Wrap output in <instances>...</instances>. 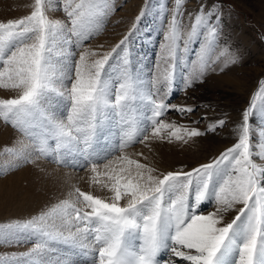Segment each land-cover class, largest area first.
I'll return each instance as SVG.
<instances>
[{
  "label": "snow or ice",
  "instance_id": "obj_1",
  "mask_svg": "<svg viewBox=\"0 0 264 264\" xmlns=\"http://www.w3.org/2000/svg\"><path fill=\"white\" fill-rule=\"evenodd\" d=\"M64 3L70 28L59 20L49 19L45 0H35L30 15L0 22V88L17 90L14 98L0 99V118L25 135H34L38 139L37 150L42 155L61 150L82 154L87 163L80 167H90L95 183H100L97 177L104 175L107 179L101 186L113 195L102 199L76 188L73 199L61 200L31 220L0 225V243L6 245L18 244L21 233L38 237V242L27 252L3 254L0 264L4 261L20 264L22 260L34 264L40 253L48 249L50 241L71 248H90L96 253L92 264H218V255L222 252L230 264H258V257L264 255V168L253 160L251 120L257 114L264 119V107L257 109L256 96L253 95L241 110L239 121L233 122L234 131L229 135L236 136L235 142L210 162L191 170L181 168L158 173L156 168L124 154L131 144H144L150 138H167L171 142L173 137L183 140L182 132L191 138L228 127L227 113L210 124L207 132L165 122L161 117L169 109L182 115L195 111L192 106L167 104L164 97L168 93L158 99L147 97L152 104L149 125L146 129L134 126L124 131L114 149V153L120 155L101 156L92 148L97 129L109 118L107 110H114L120 122L127 123L125 108L129 101L137 99L135 82L127 70L116 87L114 101L109 99L112 85L103 76L113 53L126 45L131 32L99 58H94L97 53L88 48L80 51L76 60L72 59L75 53L69 52L67 60L71 71L62 70L57 76L52 58L57 38L65 30L72 34L65 40L66 44L74 43L72 36L78 40L87 38L93 18L107 8L99 0H64ZM181 3L182 0H175L176 7L164 33L165 43L161 45V58L165 63L171 60L163 74L169 90L174 82L181 39L178 20ZM215 11L214 6L205 14L201 6L184 41L186 53L198 28L206 27L205 42L197 53L200 70L194 72L191 79H185V88L202 77L204 67L215 63L214 60L209 62V53L219 35V17L215 24H208ZM140 18L137 17V21ZM54 78L59 88H54ZM65 79L71 81L70 87L64 83ZM259 84L260 92L264 93V79ZM50 91H56L69 102L66 118L44 115L42 106ZM30 128L41 131L30 133ZM49 139L56 141L54 149H49ZM19 143L18 149L6 151L34 163L27 151L30 145L23 139ZM261 154L264 155V151ZM101 168L103 173L98 172ZM216 176L222 179L215 190L210 191ZM209 197L213 198L215 210L206 214L199 212L200 204ZM236 205L242 207L236 208ZM234 208L235 215L226 220L225 214ZM132 233L137 234L140 241L138 249L126 243V236ZM89 237L91 240L85 243ZM65 264L72 262L65 261Z\"/></svg>",
  "mask_w": 264,
  "mask_h": 264
},
{
  "label": "rangeland",
  "instance_id": "obj_2",
  "mask_svg": "<svg viewBox=\"0 0 264 264\" xmlns=\"http://www.w3.org/2000/svg\"><path fill=\"white\" fill-rule=\"evenodd\" d=\"M34 2L35 0H0V22L30 15ZM99 2L106 4L107 8L93 18L87 38L78 40L72 36L74 43L66 44L65 40L72 34L65 30L57 38L52 53L54 71L58 76L62 70L71 71L67 60L69 52L75 53L72 59L76 60L80 51L88 48L97 53L94 58H99L111 51L131 32L126 45L113 53L105 66L103 76L112 85L109 99L114 101L116 87L122 81L123 72L127 70L135 82L137 99L129 101L125 108L127 123H121L114 110H107L109 118L97 129L93 152L101 156L108 154L109 158L120 155L121 153H114V149L124 131L134 126L146 129L149 125L152 104L147 97L158 99L162 94L168 93L164 97L167 104L192 106L195 111L182 115L169 109L161 117L165 122L207 132L210 124H214L227 113L228 127L191 138L182 132L183 140L173 137L171 142L167 138H150L144 144H131L124 150V154L156 168L158 173L179 171L181 168L188 171L210 162L235 142L236 136L229 135V132L234 131L233 122L239 121L241 110L249 104L253 95L256 96L257 109L264 107V93L260 92L259 84L264 79V0H182L181 14L178 15L181 39L178 41V57L171 90L163 79L171 60L165 63L161 58V45L165 43L164 33L176 7L175 0ZM201 6L205 14L216 7L214 15L208 20L209 25L215 24L217 16L219 17V35L209 53V62L214 60L215 63H211V67H204L202 77L194 80L191 87L185 88V79H191L193 73L200 70L197 53L205 42L206 27L198 28L197 36L189 43L186 53L184 41L195 22V15L200 14ZM64 7V0H45V13L49 19L59 20L70 28L71 23ZM137 17H141L139 21ZM134 25L136 27L133 31ZM77 44L81 46L77 47ZM64 83L70 87L71 81L65 79ZM54 88H59L55 78ZM16 94L17 90L0 88V99L14 98ZM42 107L45 116L64 119L69 102L58 96L56 91H50ZM193 121L199 123L194 124ZM251 129L253 160L264 168V155L261 154L264 151V119L259 114L253 116ZM40 131V128L29 129L30 133ZM21 139L30 145L27 151L30 154L29 159L34 163L18 159L6 151L9 148L18 149ZM55 143L54 139H49L50 150L55 148ZM37 144L38 139L34 135H25L10 122L0 118V225L31 220L61 200L73 199L76 188L102 199H109L113 195L101 186L107 179L104 175L97 177L100 183H95L90 167H80L87 163L82 154H68L61 150L42 155L37 150ZM103 162L105 161H101ZM103 171L102 168L98 169V172ZM221 179L222 176L213 178L210 191L215 190ZM123 203L122 200L121 204ZM189 203H192L191 199ZM239 207L242 205H236V208ZM214 210L212 197L201 203L198 209L204 214ZM234 215L235 208L225 214V219H231ZM125 239L130 247L138 249L140 241L137 234L132 233ZM90 240L91 237L85 243ZM37 242L38 237L21 233L18 244L0 243V260H4L3 254L27 252ZM95 255L90 248H71L50 241L48 249L40 253L34 264H65L69 260L72 264H92ZM4 264L9 262L4 261ZM20 264H26V260H22ZM27 264L33 262L27 261ZM218 264H230L223 252L218 255ZM258 264H264V255L258 257Z\"/></svg>",
  "mask_w": 264,
  "mask_h": 264
}]
</instances>
